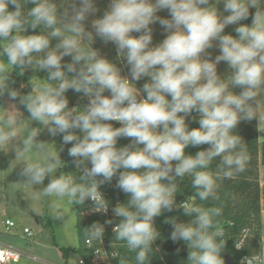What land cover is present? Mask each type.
<instances>
[{
    "label": "clouds",
    "instance_id": "9594fccd",
    "mask_svg": "<svg viewBox=\"0 0 264 264\" xmlns=\"http://www.w3.org/2000/svg\"><path fill=\"white\" fill-rule=\"evenodd\" d=\"M24 3L32 5L27 12ZM220 3L223 11L217 8ZM161 10H167L169 18L157 15ZM97 11L95 0H74L58 19L52 0H0V41H7L0 55L17 68L35 65L48 73L47 81L55 82L44 84L35 95L21 96L3 79L0 66V96L19 98L32 121L45 125L53 136L64 134L63 141L72 143L69 155L81 183L64 174L57 177L64 166L57 151L48 152L43 164L25 163L20 175L34 185H43L48 178L44 195L79 205L91 199L95 211L106 212L108 204L98 195L99 186L118 174L116 186L128 200L113 209L121 218L113 231L116 240L136 253V264H146V250L159 235L154 218L177 208L192 218L187 223L170 220L171 239L187 244L189 264H224L223 245L217 241L222 233L214 223L221 208L194 206L187 200L177 204V180L190 176L201 201L218 200L217 181L246 168V144L234 129L242 120H257L253 106L264 90V0H110L102 17L92 20L94 32L87 31L84 21ZM250 15V25L240 23ZM156 22L167 35L152 46L151 25ZM229 25H237L236 36L224 34ZM38 27L41 34H24ZM96 37L115 44L130 78L92 47ZM53 40L58 41L54 47ZM214 46L220 54L212 60L207 50ZM66 56H71L70 63H62ZM222 61L231 70L233 88L241 89L239 94L229 91L218 75ZM145 77L148 82L138 89L135 82ZM69 89L88 98L83 111L68 107ZM106 91L110 95H104ZM141 92L146 98H140ZM194 111L199 127L190 130L186 118ZM257 121L264 122V116ZM15 123L14 115L0 118V145L12 143L17 160L34 144L43 150L32 135L17 145ZM121 137L131 138V143L117 147ZM205 144L209 147L195 155L185 153L188 146ZM217 158L214 175L208 169ZM53 217L63 218L56 209ZM87 229L92 239H103L104 225L95 223Z\"/></svg>",
    "mask_w": 264,
    "mask_h": 264
},
{
    "label": "trees",
    "instance_id": "16d2710c",
    "mask_svg": "<svg viewBox=\"0 0 264 264\" xmlns=\"http://www.w3.org/2000/svg\"><path fill=\"white\" fill-rule=\"evenodd\" d=\"M57 8L58 19L61 18L62 10L59 8V0H52ZM24 11L32 7L31 4L24 3ZM62 7V6H61ZM10 10L11 6H10ZM253 13V9L250 10ZM227 14V13H226ZM252 22V16L250 15L247 20H243L241 24L250 25ZM235 28L225 29L224 34H231L236 36L234 31ZM42 27H38L35 30L28 29L25 35L31 34H41ZM48 32L44 29V34ZM57 40L51 42V46L54 47ZM7 41H0V48L6 44ZM71 56L62 61V63H70ZM7 63V58L0 55V66ZM28 69L24 70L12 66L11 72L8 75L9 86L18 87L20 80L27 81ZM45 75L44 81L47 84H54V82L47 81L48 73L42 71ZM69 75H73L70 73ZM231 70L229 68L225 69L223 73L220 74L221 79L228 85L229 91L239 94L241 89L233 88L230 83ZM39 87L41 84H37ZM26 96L36 93L32 91L31 85L28 84L24 90ZM108 92V91H107ZM77 95H82V93H77L73 89H69L65 96L69 102H73ZM170 99V97H169ZM88 104L87 98H81L75 111H83L84 107ZM254 113H256V104L253 106ZM193 117H198L197 112H193L189 117L186 118V123L189 129L198 128V119H193ZM106 123H111L113 127H120L121 125L116 122L106 121ZM79 134V130H72ZM234 134L239 135L243 142L246 144L248 162L246 168L243 172L235 174L230 179L221 178L217 181V194L219 196L218 200L209 199L207 201H201L196 196V189L192 187V178L190 176H185L182 180H177V193H176V203L180 204L184 201H188L194 206H201L205 208L220 207L222 213L218 217H214V223H216L221 230L222 235L217 237V241L222 243L223 248L221 250V258L226 264V259H231L235 264H239V260L243 256H251L259 253L261 250V197L262 188L260 185V175H259V165L264 166V144L259 147L258 143V125L257 120L252 119L251 121L242 120L238 123L236 129H234ZM64 134H57V140L59 142V150L61 161L64 166H62V174L70 176L75 183H81L79 177L80 172L77 170L74 163V158L69 155V149L72 147V143H65L63 141ZM74 143V142H73ZM131 142L126 137H121L117 141V147H124L129 145ZM209 145L200 146H188L185 149V153L189 155H195L198 151L205 150ZM175 163V162H173ZM219 163V158L214 160L209 166L208 171L212 172L214 175L216 173V166ZM91 166L90 164L88 165ZM122 171V169H121ZM97 179H102L98 177ZM118 174L112 178L110 182H105L99 186V191L103 195L104 199L112 203L119 202V204L127 203L128 195L125 194L117 185ZM73 203V202H72ZM76 208V228L79 237V245L73 250L78 252L80 256H86L84 251V238L87 236L86 233L90 231L91 225L97 223L99 219L95 215H90L86 211L91 207L88 200L85 204L79 205L73 203ZM175 218L177 222L187 223L192 219L183 214L182 209H173L172 211H164L160 216L154 218V226L156 227L159 235L154 241L153 245L146 250L147 260L146 264H189L188 255L189 248L187 244L180 241H173L171 239V232L173 231V226L170 220ZM121 218L113 216L111 223L104 226V236L103 239L112 243L118 249L121 256L122 264H136L135 256L136 253L130 250L124 241H119L115 239V233L112 231L113 226H117ZM47 226V224H46ZM63 251V256L65 257L71 247L61 248ZM86 258V257H85Z\"/></svg>",
    "mask_w": 264,
    "mask_h": 264
},
{
    "label": "rangeland",
    "instance_id": "374dc122",
    "mask_svg": "<svg viewBox=\"0 0 264 264\" xmlns=\"http://www.w3.org/2000/svg\"><path fill=\"white\" fill-rule=\"evenodd\" d=\"M110 0H95V6L98 11L89 16L85 21V28L87 31L94 32L91 26L92 20L100 18L103 12L107 9ZM215 3V0H212ZM74 0H59V8L63 13L71 8ZM62 6V7H61ZM219 11H223V3L217 5ZM255 9H253V13ZM157 15L169 18L167 10H161ZM225 15H227L225 13ZM237 25H229L225 29L235 28ZM153 32L152 46H155L166 38L167 33L161 27L159 22L151 25ZM133 36H139L140 33L133 32ZM82 46L87 48V44L81 41ZM90 44V42H88ZM218 42H214V45ZM92 47L98 50L100 56L107 58L108 60L117 64L121 69V75L130 78L129 66L126 60L117 58V49L112 42L105 43L101 38H94ZM211 54L210 58L215 59L216 55H219V49L213 47L207 50ZM69 56L63 58V61ZM208 58V57H206ZM4 76L3 79L8 80V75L11 72V65L8 63L3 64ZM228 68L226 62H220L217 65V73L220 75ZM27 81L20 80V84L17 87H11L16 89L21 96H26L24 90L31 85L32 91L36 94L40 87L47 82H43L45 75L42 71L33 65L28 69ZM148 82V78H142L136 81L138 89H142L143 85ZM37 84H41L39 87ZM51 85V84H49ZM52 84L51 86H54ZM104 95H110V92H105ZM82 95H77L74 101L71 103L68 101V107L75 108L81 101ZM87 98V97H85ZM140 98H146V94L141 92ZM88 99V98H87ZM17 100H11L7 93L0 96V118H6L7 116L14 115L16 117V123L14 127L17 131V137L15 143H19L27 138L29 135L35 137L36 142L43 144V150H40L33 145V148L25 153V155L17 160L13 144L0 145V241L8 244L12 247L18 248L23 251V256L17 263L12 264H78V252L73 249L79 245V237L76 228V208L71 201L67 198H56L55 196H47L43 193V187H46L49 182L48 178L45 179L43 185H34L24 182V177L20 175L21 169L25 163H41L46 161L48 152L57 151L60 156L59 142L57 135L53 136L48 131V128L36 121L30 119L29 113L26 108L21 105ZM258 112L259 119L264 116V90H260L258 93V101L256 103V113ZM258 117V116H257ZM257 119V120H259ZM258 125V121H257ZM259 129L261 134L258 137L259 147L264 144V122H259ZM162 131V129H158ZM130 142L131 138L126 137ZM143 147V145H138ZM61 158V156H60ZM263 165H259L260 185L262 188L261 197V238L262 248L260 250L261 264H264V169ZM62 174V168L56 173L57 177ZM119 202L111 204V212L118 205ZM59 210L62 213V219H55L53 217V210ZM11 219L15 226L10 230L4 229V220ZM39 218V222L36 221ZM47 224V226H46ZM28 227L32 235L27 236L23 232V228ZM261 243V241H260ZM72 246L66 260L63 256L61 248H68ZM257 254V253H256ZM30 256H36L37 259L33 260Z\"/></svg>",
    "mask_w": 264,
    "mask_h": 264
},
{
    "label": "built area",
    "instance_id": "2783aa9c",
    "mask_svg": "<svg viewBox=\"0 0 264 264\" xmlns=\"http://www.w3.org/2000/svg\"><path fill=\"white\" fill-rule=\"evenodd\" d=\"M112 122L119 123L117 121H112ZM98 195H102V194L98 193ZM88 202L91 205V207L86 211V213L97 216V218L99 219L97 223L99 224H102L104 226L106 224H109L108 221H111L112 217L115 216V214L111 212L112 209L111 204H115V202L112 203L110 201L105 200V203L108 204V209L106 212L95 211L94 201L88 199ZM14 226L15 223L11 219L6 218L4 220V229L6 231H10ZM115 227L116 226L112 227V231ZM23 232L27 236L32 235V232L28 227H24ZM84 251L86 258L84 256H80L78 258V264H122L121 256L116 246L112 243L106 242L104 239H92L89 235H87L84 238ZM23 255H24L23 251L19 250L18 248L0 242V264L17 263ZM29 258L33 260L37 259L36 256H30ZM261 260L262 259L259 252L251 256H243L239 260V264H261Z\"/></svg>",
    "mask_w": 264,
    "mask_h": 264
},
{
    "label": "crops",
    "instance_id": "0c3cea01",
    "mask_svg": "<svg viewBox=\"0 0 264 264\" xmlns=\"http://www.w3.org/2000/svg\"><path fill=\"white\" fill-rule=\"evenodd\" d=\"M257 119H259V115H258V112H257ZM258 128H259V123H258ZM259 134H261V131H260V129H259ZM262 134H264V132L262 131ZM263 167V169H264V166H262ZM36 221L37 222H39L40 220H39V218L37 219L36 218ZM1 242V241H0ZM261 246H262V238H261ZM69 247H72V246H69ZM262 248V247H261ZM68 254H69V252L67 253V255L65 256V260H66V258H67V256H68ZM78 257H80V255L78 256Z\"/></svg>",
    "mask_w": 264,
    "mask_h": 264
},
{
    "label": "water",
    "instance_id": "95a60500",
    "mask_svg": "<svg viewBox=\"0 0 264 264\" xmlns=\"http://www.w3.org/2000/svg\"><path fill=\"white\" fill-rule=\"evenodd\" d=\"M226 264H235L231 259L227 258L226 259Z\"/></svg>",
    "mask_w": 264,
    "mask_h": 264
}]
</instances>
